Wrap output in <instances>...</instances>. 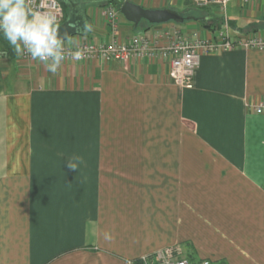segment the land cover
Returning <instances> with one entry per match:
<instances>
[{
    "label": "crops",
    "instance_id": "1",
    "mask_svg": "<svg viewBox=\"0 0 264 264\" xmlns=\"http://www.w3.org/2000/svg\"><path fill=\"white\" fill-rule=\"evenodd\" d=\"M70 1L93 27L71 47L112 41L109 7L123 43L225 26L193 0ZM119 2L184 21L135 27ZM226 17L231 38L264 35V0H233ZM3 50L0 264H128L175 245L196 263L264 264V114L249 108L264 100V49L202 56L192 88L167 58L63 61L53 74L0 36Z\"/></svg>",
    "mask_w": 264,
    "mask_h": 264
},
{
    "label": "built area",
    "instance_id": "2",
    "mask_svg": "<svg viewBox=\"0 0 264 264\" xmlns=\"http://www.w3.org/2000/svg\"><path fill=\"white\" fill-rule=\"evenodd\" d=\"M198 8H214L223 15L224 29L219 31L212 39L200 38L198 33L185 36L178 29L162 31L158 39H153L146 33L136 34L129 43H123L117 38L119 30V11L109 7L105 16L112 27L113 39L108 44H95L91 42L80 43L76 47L64 44L65 61H74L71 53L82 49L84 56L79 62L99 58L105 62L127 63L132 59H156L167 58L170 64L169 77L173 83L182 88H192L196 72L200 66L201 58L204 55L228 52L235 49H264V35L250 34L247 37L231 38L229 24L227 22L226 10L228 4L233 0H193ZM246 4L254 0H239ZM43 5V7H41ZM30 6L47 11L57 16L58 25L65 20L63 5L58 0H30ZM166 39V41H165ZM164 40V44L160 41ZM24 60H30L27 54H21ZM256 114H264V100L249 107ZM139 264H192L185 256L180 245L167 247L154 254L143 256L137 259ZM132 261L130 264H133ZM194 264H213L208 260L199 261Z\"/></svg>",
    "mask_w": 264,
    "mask_h": 264
},
{
    "label": "clouds",
    "instance_id": "3",
    "mask_svg": "<svg viewBox=\"0 0 264 264\" xmlns=\"http://www.w3.org/2000/svg\"><path fill=\"white\" fill-rule=\"evenodd\" d=\"M92 30V25L85 22L84 34ZM0 36L8 42L16 56L27 54L33 61L43 63L47 71L53 74L57 73L66 59L65 40L69 45L75 44L67 34L60 35L55 14L31 7L30 0H0ZM0 56L7 57L8 51H0ZM71 56L74 61L82 60L84 52L77 49ZM81 164L83 158L80 156L67 159L70 169H79Z\"/></svg>",
    "mask_w": 264,
    "mask_h": 264
},
{
    "label": "water",
    "instance_id": "4",
    "mask_svg": "<svg viewBox=\"0 0 264 264\" xmlns=\"http://www.w3.org/2000/svg\"><path fill=\"white\" fill-rule=\"evenodd\" d=\"M62 5L69 9V15L66 20L59 25L60 35L67 34L69 37L81 35L83 33V25L81 19L75 13V5L70 0H58ZM120 13L125 19L138 27L145 20L151 25H159L168 22H183L184 18L173 10H145L130 2H125L120 7ZM67 41V40H65Z\"/></svg>",
    "mask_w": 264,
    "mask_h": 264
},
{
    "label": "trees",
    "instance_id": "5",
    "mask_svg": "<svg viewBox=\"0 0 264 264\" xmlns=\"http://www.w3.org/2000/svg\"><path fill=\"white\" fill-rule=\"evenodd\" d=\"M114 0H112V1H110V2H113ZM117 4V3H116ZM121 4H123V3H121V2H119L118 3V6H121ZM64 7V6H63ZM66 10V8L64 7V11ZM183 251H184V249H183ZM184 254H185V256L186 257H188L189 259H190V262L192 263V264H194V263H196V257H195V254H194V252H184ZM140 262L138 261V260H134V262H133V264H139Z\"/></svg>",
    "mask_w": 264,
    "mask_h": 264
}]
</instances>
